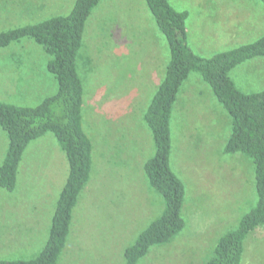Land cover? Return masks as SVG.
Instances as JSON below:
<instances>
[{"label": "rangeland", "instance_id": "rangeland-1", "mask_svg": "<svg viewBox=\"0 0 264 264\" xmlns=\"http://www.w3.org/2000/svg\"><path fill=\"white\" fill-rule=\"evenodd\" d=\"M74 1L52 0L51 3L53 6L57 8L62 7L60 12H55L52 9L45 13H38L29 22L30 24H35L50 17L67 15L71 11ZM169 1L176 9L188 12L189 16L186 20V28L190 48L201 57L210 58L216 53L230 50L243 44L252 43L259 37L264 36V3H261L259 0ZM121 4L124 6V10L118 7L114 9L115 6L113 5H116V3L113 0L111 8L103 11L102 14L97 12L100 8L93 12L85 23L83 47L79 52L80 58L77 56L78 68L79 65L80 68H93V75L89 70L86 71V79L83 78L81 71L80 75L83 81L84 93L87 91L86 93L89 94V105L94 106L91 108V115L93 114L95 117L93 115L92 117L95 119H97L98 115L101 118L106 117L104 112H98L96 110L95 106L97 105H110L116 111V107H121L123 106L122 104L127 106L123 101H128L127 104L129 105L134 102L131 96L122 95L121 91L125 89L123 81L131 82L136 78V70L140 67V59L142 61L146 60L149 63L154 60V57H166V66L170 58L166 40L163 41L164 37L159 29L155 24H152L154 20L152 22L149 21V14L145 12L147 11L145 10V4L141 0H127L126 2H121ZM103 5L106 6V4ZM9 6L10 0H0V15L1 12H7ZM105 6H102V9H105ZM132 7L138 8L140 11L137 21L133 19L135 11ZM120 13L123 14L120 15ZM6 19L8 20L6 16L0 17V32L6 31V28L14 29L24 26L18 25L13 28V23H11V27H7V24L10 22L5 21ZM113 24H125V26L128 24V27L125 28L126 31L123 39H128L129 41L131 38L138 37L139 34L136 32L138 25L146 26L153 35L152 42L143 40L141 37L139 39L141 40L139 41V47L131 48L129 55H127L129 52L124 53L120 51V54H118L119 51H117L116 54L118 55L112 58L107 53L112 49L113 42H116L112 37L119 33L113 32L114 30L112 32L109 30L110 35H108V38L106 37V33L108 27ZM118 38L120 39L121 37L118 36ZM156 42L157 44H154ZM129 44L131 45V43ZM151 45L152 47H150ZM112 52L115 54V50ZM81 56L86 57L88 63L92 58V64L90 66L86 65V61L83 65L81 63ZM15 57L33 58L35 63L30 64L29 67L35 68L36 70L40 69L42 75L47 73L46 62L50 57L44 52L41 46L35 44L33 41L23 39L6 48H0V102L13 105L30 104L31 106H35L47 94H54L56 92V81L48 73L51 78L47 79V88L44 89L41 97L24 96L17 98L8 95L7 91L9 90L5 89V85L12 83L17 77L15 76L16 74H22L21 71H16V68H26L28 65L25 63H10V59ZM89 72L90 74H88ZM146 72L148 74V68ZM230 76L236 86L244 92L245 90L248 92L263 90L264 58L254 59L237 66L231 71ZM191 79L194 81L197 80L195 78H188L183 83L181 90ZM139 80L141 86L148 88V81L150 80L147 77L143 78L139 76ZM43 81L42 76L38 82L42 84ZM197 81L198 86H192V89L189 88L186 90L184 95L188 98L189 93H191V99L194 100L196 98L193 101L195 106L192 103L178 101L175 105L176 108L173 110L171 163L172 168L177 166L180 170L184 169L189 175L182 182L185 185L186 197L187 201L189 200L190 209L193 201L194 203L204 202L205 204L209 200L210 203L209 208L208 204L206 205L208 210L205 216L199 213L193 215L192 218L190 216L186 221L185 228L175 237V239L178 237L184 238L186 241L183 248L176 250V252H179L180 255L183 254L186 259L195 255L193 257L194 260L195 258L197 259L195 262L200 261V264H204L210 258L212 252L208 251V253H204L201 257L197 256L196 253L198 252L199 245H204L208 241V238L211 237L212 224L210 221L216 218L217 213L214 210L223 207L228 210L227 216L231 214V217L228 219L226 216L228 226L224 230L225 232L227 230L231 232L237 216V219L240 221L242 216L249 212L250 208L256 203V196L255 176L250 159L240 154L230 155L223 153L225 145L223 142L226 140L219 137L218 131L220 130L221 135L226 134V138L228 137L230 129L229 118L226 116L227 122L225 123L221 120L220 122L222 124H219L218 119L219 111L222 110L220 108L221 106L217 103L211 92L207 90L208 87L201 80ZM125 85L127 86L128 84L125 83ZM50 86H53L52 91L49 89ZM110 91H113V94ZM199 91L204 93L202 97L198 94ZM44 94L46 95L44 96ZM197 95L200 97L199 102ZM84 129L86 131L85 126ZM35 153H33L31 158L34 163L25 171V175L20 176L18 188L15 194L12 195L16 201L26 200L28 203H30L31 198H34L35 207H40V215L44 216V218L40 223L39 230L34 232V238L27 252L21 248L22 241L17 242L19 248H16L17 246H8L7 252L5 253H2L0 250V260H28L35 257L42 250L48 236L50 223L46 215L49 212V206L47 200L43 199L42 196L43 194L47 196L56 195L64 184L63 179L65 180L68 169L66 161L64 162L63 169V160L60 158L56 162V166H59V172L55 173L54 181L52 182L51 177L47 175L48 171H46L52 167L46 161L45 156L47 152L43 149L39 152V155ZM173 158L175 164H173ZM244 163H250V167L245 166ZM33 170L36 171V174L30 172ZM129 177V172H126L125 176L119 179L121 181ZM207 177H210L212 180V188L208 192L203 189V181ZM122 186L124 185H121L120 188ZM120 188L117 189L115 187L116 190L113 192L115 199L119 201H128L129 195L137 192L132 191L128 185L123 189ZM82 192L78 197L76 207L73 209V218L75 221L77 220L76 214L79 211L80 224L83 218L95 219V232L98 241L90 246L89 251L84 256L79 253H75L76 255H74L75 244L74 241L72 243L70 242V246L68 248L66 247L67 249L58 264H125L122 255L126 246L123 248V244L132 242L133 238L146 228L161 211L157 212L154 218H148L143 222V212L138 205L136 208L131 205L129 209L128 207L122 206L119 209L107 206L109 212L108 218L105 222H101L98 216L100 218L105 217L106 209L102 205L108 200L103 187L97 186L93 195L89 188L85 192ZM201 192L202 195L200 194ZM187 193L190 194L189 198ZM39 196L41 198L37 199ZM233 196H235V199ZM92 201L97 202V208L91 206ZM155 201L157 202V200ZM227 201L230 203L226 204ZM193 209L195 211L198 210L197 208ZM28 213L30 212L28 211ZM4 219H7L10 224L14 220H17L15 216L11 217L10 215L4 217ZM111 220H113L111 223L114 225V228L110 226ZM87 227V222H84L81 226V231L84 232ZM259 229L261 230V228ZM196 240L198 243H196ZM254 242L255 247L243 253L241 264H264V239L260 238V240H256L254 238L249 243ZM169 248L170 246H160L154 252L156 255L158 252H161L160 260H154L153 254L151 253L147 262L150 261L149 264H168V262L169 264H174L171 255L168 259Z\"/></svg>", "mask_w": 264, "mask_h": 264}, {"label": "trees", "instance_id": "trees-1", "mask_svg": "<svg viewBox=\"0 0 264 264\" xmlns=\"http://www.w3.org/2000/svg\"><path fill=\"white\" fill-rule=\"evenodd\" d=\"M101 1L76 0L67 15L0 32L2 49L25 38L41 46L50 56L47 69L57 82V92L35 107L0 103V127L9 140L0 166V187L14 188L24 149L29 142L46 133L55 136L69 165L48 239L40 254L31 260L0 261V264H57L65 248L72 210L89 181L92 166V144L83 128V84L77 72L76 58L85 23ZM144 1L170 53L164 78L143 116L154 144V153L144 164V173L149 185L162 197L164 207L160 216L125 250L124 260L126 264H137L151 248L168 244L184 228L181 211L185 188L170 166V119L180 87L190 74L195 73L210 88L231 120L224 154L240 153L250 159L256 192L255 205L242 216L233 231L219 238L204 264H241L245 238L257 227L264 228V89L243 92L230 78V73L245 62L264 58V36L204 58L188 45L186 11L176 10L168 0ZM259 1L264 3V0Z\"/></svg>", "mask_w": 264, "mask_h": 264}, {"label": "crops", "instance_id": "crops-1", "mask_svg": "<svg viewBox=\"0 0 264 264\" xmlns=\"http://www.w3.org/2000/svg\"><path fill=\"white\" fill-rule=\"evenodd\" d=\"M51 1L52 0H10L9 10L7 12H1L0 17L6 16L8 18V20L7 19L5 20V21L10 22L9 24H7V27H11V23H13V28L17 27L18 25L30 24L29 21H31L32 17L36 16L38 13H45V12L52 10V9L55 10V12H60L62 7L57 8L56 6H53ZM114 1H115L116 5H113V0H102L92 10L90 16L98 8H100V10L97 12L99 14H102L103 11L107 10L108 8L110 9L111 5L115 6L114 9H116L118 7L119 9L124 10V6L121 4V2H126L127 0H114ZM129 1H132V0H129ZM141 1L146 6L145 10H147V11H145V12H148V14H149V21L152 22V20H154L152 17V14L150 13L145 1L144 0H141ZM103 2H107V3H103ZM169 3H170V1H169ZM103 4H106V6ZM102 6H105V9H102ZM133 10L135 11V14L133 15L134 16L133 19H135L137 21L138 14L140 11L138 8H133ZM140 10H142V8H140ZM176 10H178V9H176ZM179 11H185V10H179ZM122 14L123 13H120V15H122ZM228 16L231 17L230 14H228ZM40 22H42V21H40ZM152 24H155V22L153 21ZM127 27H128V24H127V26H125V24H117V25L113 24V25L108 27V30L106 33L107 38H108V35H110L108 32L109 30H111V32L114 30L113 32L119 33L116 36L111 34L112 36H114V37H112V39H115L116 42H113L112 49L107 53V54H109L110 57L113 58V56H117L118 54H120V51H123L124 53L129 52L127 54V55H129L131 48L133 49L135 47H139V45H140L139 41H141L139 39L141 37L143 40H147V41L152 42V38H153L152 33L147 29L146 26H139V25L136 28V32L139 34L138 37L131 38L130 41L128 39H123L125 36V31H126L125 28H127ZM6 29L8 30L9 28H6ZM84 31H85V29H84ZM186 32H187V28H186ZM83 36H84V34H83ZM118 36H120L121 38L119 39ZM25 39H29V38H25ZM29 40L33 41L32 39H29ZM164 40L165 39H163V41ZM187 42H188V45L190 47V44L188 41V36H187ZM129 43H131V45ZM154 44H157V42ZM121 45H122V48H121ZM152 45L150 47H152ZM82 47H83V37H82L80 49ZM80 49H79V52H80ZM114 50H115V54H113V52H112ZM117 51H119L118 54H116ZM79 52H78L77 56H79V58H80ZM153 59L154 60L150 61L149 63H147L146 60L142 61V59H140L139 60L140 67L138 70H136V78L131 82L130 81H123V86L125 87V89H123L121 91V93H122V95H128V96H131L133 98L134 102H132L131 105L127 104L128 101L127 102L123 101V103H125L127 106H125L124 104L121 103L123 106L116 107V111H114L115 110L114 107H112L110 105H106V106L97 105V106H95V108L98 112H104V114L106 115L105 118H101L99 115L97 116V119L92 117L93 114L91 115V108L94 106L89 105V101H90L89 94L86 93L87 91L84 93V86H83V111H82L83 128L85 126L86 131H87V132L86 131L85 132L87 135L89 134L88 136H89V138L91 140V144H92V166H91L89 181L87 182V184L85 185V187L83 188L82 191L85 192L89 188V190L92 191V195H93L97 186L103 187V189L107 195L108 200L105 201L104 204L102 205V207L106 209L105 217L100 218L98 216V219L101 222H105L108 218L109 212H108L107 206H110V207L116 208V209H119V207L122 206V207H128V209H129V207L131 205H132V207H135V208L138 205V206H140V209L143 212V214H142L143 215V222H145V220L148 218H151V217L154 218L155 214L159 211L162 212L163 207H164L162 197L149 185V182H148V180L145 176V173H144V164L146 163V161L148 159H150L152 157V155L154 153V144H153L151 132L148 129V127L146 126V124L143 120V116L146 112V109L149 106V103H150L152 97L154 96V94L158 90V88L162 82V79L164 78L165 69L167 66V64L165 66V63L167 61L166 57L165 58L154 57ZM49 60L46 62L47 73L45 75H42V71L40 72V69L36 70L35 68L29 67L30 64L35 63L33 58L30 59V58L15 57V58L10 59V63H12V64L25 63L28 65L26 66V68H20V69L16 68V71H18V72L21 71L22 74H19V75L16 74L15 75V76H17L16 79L15 80L12 79L13 80L12 83H10L9 85H5V89L9 90V91H7V94L11 95L12 97H17V98L24 97V96L41 97L43 95L42 93H44L43 92L44 89L47 88V86H46V83L48 82L47 79L51 78L48 75V73H50V72L47 69V65H48ZM85 62H86V65L90 66V64H92V58L90 59V62L88 63L87 58L84 56H81V63L84 65ZM245 63H243V64H245ZM78 64H79V61H78ZM76 66H77V58H76ZM147 68L149 70L148 74L146 72ZM87 70H89L91 72V74L93 75V68L92 67H88V68L81 67L80 68V65H79V68H78V66H77V72H78V75L81 79L82 84H83V81H82V78L80 75V71H81L83 78L86 79L87 78L86 77V71ZM163 70H164V73H163ZM90 72L88 74H90ZM194 74L195 73L190 74V76L188 78H195L197 80H201L199 75H197V74L194 75ZM42 76H43L44 81L42 84H39L38 80L39 79L41 80ZM139 76H141L143 78L147 77V79L150 80V81H148V88L141 86ZM230 78H231V76H230ZM197 80H195V81L193 79H191V81L189 80V82L187 84H185V86L183 87L182 90H181L182 86L180 87L178 94H177V97H176V101L172 107L171 119H170V129H171L172 123H173V115H172L173 110L176 108L175 105H176V103H178V101H183L186 103H192L195 106L193 101H195L196 98L194 100H192L191 99V93H189L188 98H186L184 95L186 93L185 92L186 90H188L189 88L192 89V86H194V85L198 86ZM125 83H127L128 85L126 86ZM56 84H57V82H56ZM203 84H205V83L203 82ZM49 89H50V91H52L53 86H50ZM207 90H209L211 92L209 87ZM56 92H57V89H56ZM245 92L246 93H254V92H248L246 90H245ZM256 92H258V91H256ZM110 93L113 94V91H110ZM116 93H119V92H116ZM54 94L53 93L47 94V96H45L46 94H44L45 97H43L42 100L38 104H40L45 98H48ZM198 94H200V96L202 97V95L204 93H202V91H199ZM211 94H212V92H211ZM197 97H198V102H199L200 97L198 95H197ZM0 103L9 104L6 102H0ZM10 105H13V104H10ZM37 105H35V106H37ZM14 106H17V107H35V106H31L30 104H28V105H14ZM196 106H200V105H196ZM213 108H215V107H213ZM220 108H222V107H220ZM120 112H121V114H119ZM226 116L228 117V115L225 113V111L222 108V110L219 111V119L217 118L219 124H222L220 122L221 120H223L225 123L227 122ZM229 124H230V129H229L228 137H229L230 132H231V120H230V118H229ZM224 126H226V125H224ZM171 134H172V130H171ZM218 134H219V137L226 140L225 142H223L224 144H226V142L228 140V137L226 138L227 135L226 134L221 135L220 130L218 131ZM8 146H9L8 136H7L6 132L0 127V166L2 165V163L5 159V156H6V153L8 150ZM43 149H44V151L47 152V154L45 156L47 163L52 165L51 168L46 170V171H48L47 175L51 177L52 182L54 181L55 173L59 172V166L58 165L56 166V162L60 158L63 160V169H64V162L66 161L67 169L69 171V165H68L66 154L61 149V147L59 146L55 136L52 133H46L43 136L29 142V144L26 146V148L24 149V151L22 153L21 159H20L18 167H17L16 182H15L14 188L12 190H7L5 188L0 187V237H1L0 250L2 251V253L7 252L8 246H17L16 248H19V245L17 244V242H21V241H22L21 248L23 250H26V252H27L30 245H31L30 244L31 241L34 238L33 234H34V232H37L39 230L40 223H41L42 219L44 218V216L40 215V207L39 206L35 207V199L34 198H31L30 203H28V202H26V200L25 201H16L15 197L12 195V194H15V192L18 188V182H19L20 176L25 175V171H27L29 166H31L34 163V161L31 160L33 153H35L36 151L40 152ZM171 150H172V141H171ZM39 152H36L35 154L39 155ZM236 154H240V153H236ZM231 155H234V154H231ZM240 155H242V154H240ZM239 160H241V158H239ZM35 161H37V160H35ZM172 161H173V164H175L174 158L172 159ZM250 163L252 164L251 161H250ZM250 163H244V164H245V166L248 167ZM170 166H171V169L174 172V174L177 176V178L179 180H181V182L183 179H185V177L189 176L184 171V169L180 170L179 167L177 168V166H174L175 170H174V168H172L171 153H170ZM252 170L254 172L253 165H252ZM68 171L65 175V180L63 179L64 184L62 185V188H60L58 190L56 195L47 196V195L43 194V196H42L43 199L47 200L48 206H49V212L46 215V218L48 219V221L50 223V225L48 227V235H49V230L51 227L52 218H53V214H54V211H55V208L57 205L59 195H60V193H61V191H62V189L66 183V180H67ZM30 172H33V174H36L35 170L30 171ZM126 172H129L130 177L124 178L123 180L120 181L119 178L120 177L122 178L123 176H125ZM250 173H249V175H250ZM178 175H179V177H178ZM211 183H212V180L210 177H207V179H205L203 181V185H204L203 189L206 192L211 190V188H212ZM107 185H108V188H107ZM121 185H124V186H122L120 188ZM127 185L131 188L132 191H137V192L135 194L131 193L129 195L128 201L116 200L114 197V194H113L114 190H116L115 187L117 189H119V188L123 189ZM184 188H185V185H184ZM200 194L202 195V192ZM187 196L189 198L190 194L187 193ZM255 196H256V192H255ZM233 197L235 199V196H233ZM40 198H41L40 196L37 197V199H40ZM155 200H157V202ZM77 202H78V200H77ZM228 203H230V202L227 201L226 204H228ZM207 204H208V208H209V205H210L209 200L205 204H204V202L194 203V201H193L191 203V209H190V203H189V200L187 201L186 190H185L184 203H183L182 211H181V215H182V218L184 220V224H186V221L190 218V216L192 218L193 215H196L197 213L203 214L205 216L207 214V210H208V208L206 206ZM76 205H77V203H76ZM76 205L74 206V208L76 207ZM91 206L97 208V202L92 201ZM98 207H100V205H98ZM193 208H197L198 210L195 211ZM232 210H234V209H232ZM28 211L30 213H28ZM214 211L217 213H216V218H213L210 221V223L212 224L211 237L208 238V241L204 245H199V247L197 249L198 252L196 253L197 256L201 257L204 253H208V251L212 252L217 241L219 240V238L222 237L224 234L229 232L228 230H227L228 232L227 231L225 232L224 229L228 226L227 225L228 219L231 217V214H230V216H227L228 210H226L225 207L217 208ZM161 212H160V214H161ZM78 214H79V211H77V214H76L77 220L75 221L73 218V210H72V217H71V225H70V229H69V234L67 237L65 248L63 249V251L59 257L58 262L61 260L65 250L70 246V242L72 243L74 241V244H75L74 245L75 246L74 247L75 248L74 255H76L75 253H79V254H82V256H84L89 251L90 246L95 244L98 241L97 234L95 232V229H96L95 219L83 218V220L80 224V216ZM153 214H154V216H153ZM160 214L157 217H155L154 220L157 219L160 216ZM8 215H10L11 217L15 216L17 218V220H14L10 224L7 219H4V217H6ZM226 216L228 217V219L226 218ZM237 218H238V216H237ZM237 218L234 221V224H233L234 228H231V231H233L239 223V220ZM154 220H152V221H154ZM112 221L113 220L110 221V226L112 228H114V225L111 223ZM84 222H87L88 227L86 228V230L84 232H82L81 226ZM184 228H185V225H184ZM259 228H261V230ZM263 229L264 228H262V227H257L255 230H253L252 232H250L247 235V237L245 238V240L243 242V253H245V251L255 247V242L251 243V244L249 243L251 240H253L254 238L256 240H260V238L264 239V230ZM178 235H176V236H178ZM137 236L133 238L132 242L123 244V248L126 246L124 248L123 255H122L123 256V262L125 264H126V262L124 260V252L129 246H131L134 243ZM175 237L168 244L163 245V246H170V248L168 249L169 250L168 259L170 258V255H171V257L174 260V264H200V261L195 262V261H197L196 258H195V260L193 259V257L195 255L188 257L189 259L187 258L188 259L187 260L183 254L180 255L179 252H176V250H180V248H183V245L185 244L186 241L184 238L178 237L177 239H175ZM47 239H48V236H47ZM47 239H46V242H47ZM46 242H45V244H46ZM196 243H198L197 240H196ZM45 244H44V246H45ZM43 247H42V249H43ZM158 248H160V246L151 248L149 253L145 257H143L137 264H142V263L143 264H145V263L149 264L150 261L149 262H147V261H148L149 255L151 253L153 254L154 260H160V256L162 255L161 252H158L157 255H156V253H154L156 251V249L158 250ZM40 252H41V250H40ZM40 252L35 257H37L40 254ZM243 253H242V255H243ZM35 257H33L31 259H34ZM31 259H28V260H31ZM19 260L27 261L24 259L0 260V261H19ZM241 262H242V260H241ZM168 264H169V262H168Z\"/></svg>", "mask_w": 264, "mask_h": 264}]
</instances>
